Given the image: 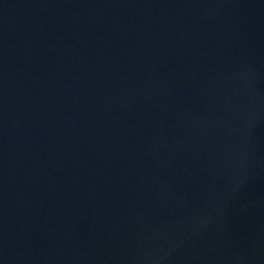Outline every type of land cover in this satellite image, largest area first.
Wrapping results in <instances>:
<instances>
[{"label":"water","instance_id":"95a60500","mask_svg":"<svg viewBox=\"0 0 264 264\" xmlns=\"http://www.w3.org/2000/svg\"><path fill=\"white\" fill-rule=\"evenodd\" d=\"M0 264H264V0H0Z\"/></svg>","mask_w":264,"mask_h":264}]
</instances>
